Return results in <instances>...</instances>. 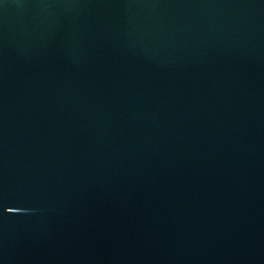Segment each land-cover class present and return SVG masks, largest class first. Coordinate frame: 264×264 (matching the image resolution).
<instances>
[{
	"label": "water",
	"instance_id": "95a60500",
	"mask_svg": "<svg viewBox=\"0 0 264 264\" xmlns=\"http://www.w3.org/2000/svg\"><path fill=\"white\" fill-rule=\"evenodd\" d=\"M0 264H264V0H0Z\"/></svg>",
	"mask_w": 264,
	"mask_h": 264
}]
</instances>
